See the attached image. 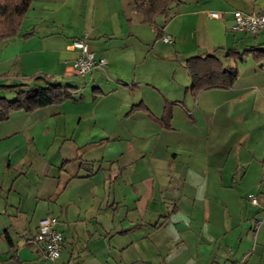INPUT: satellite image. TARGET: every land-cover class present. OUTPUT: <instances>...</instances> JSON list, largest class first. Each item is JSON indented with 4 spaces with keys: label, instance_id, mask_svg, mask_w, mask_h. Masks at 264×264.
Instances as JSON below:
<instances>
[{
    "label": "crops",
    "instance_id": "obj_1",
    "mask_svg": "<svg viewBox=\"0 0 264 264\" xmlns=\"http://www.w3.org/2000/svg\"><path fill=\"white\" fill-rule=\"evenodd\" d=\"M262 10L181 0L143 23L134 0H33L0 42V85L83 89L0 123V264H264V30H229L233 12ZM82 37L104 72L67 73ZM191 57L235 67L234 86L193 96ZM46 217L62 234L55 261L33 242Z\"/></svg>",
    "mask_w": 264,
    "mask_h": 264
},
{
    "label": "trees",
    "instance_id": "obj_2",
    "mask_svg": "<svg viewBox=\"0 0 264 264\" xmlns=\"http://www.w3.org/2000/svg\"><path fill=\"white\" fill-rule=\"evenodd\" d=\"M33 0H0V42L14 38ZM181 0H134L136 12L143 23H153L157 16H166L172 4ZM156 37L161 38L160 28H155ZM252 51L238 54L232 52L233 61H243ZM184 68L191 79L190 92L193 96L211 89H229L234 86L238 72L235 67L223 66L214 57H191L185 60ZM42 85L24 89V84L0 85V123L12 114L29 113L36 109L60 104L70 97V86L60 85L52 78L33 77L27 80ZM11 98V99H10ZM140 109L135 106L130 112Z\"/></svg>",
    "mask_w": 264,
    "mask_h": 264
},
{
    "label": "built area",
    "instance_id": "obj_3",
    "mask_svg": "<svg viewBox=\"0 0 264 264\" xmlns=\"http://www.w3.org/2000/svg\"><path fill=\"white\" fill-rule=\"evenodd\" d=\"M210 18L223 19L221 13L210 12ZM232 33H241L250 36H256L259 32L264 30V10L253 13H242L239 11L233 12V20L229 27ZM161 42L169 44L172 42L168 36L161 37ZM68 48L78 52L77 58L67 68V73L70 75L83 77L94 69L104 72L106 67V59L101 57L95 58L94 52L90 49L86 38L82 37L73 40ZM249 201L252 205L256 206L255 198L249 196ZM262 224V221L257 220L253 224V232ZM56 220L53 217H46L38 221L33 242L41 245L44 252V259L46 261H55L60 257L62 246V234L55 228Z\"/></svg>",
    "mask_w": 264,
    "mask_h": 264
},
{
    "label": "rangeland",
    "instance_id": "obj_4",
    "mask_svg": "<svg viewBox=\"0 0 264 264\" xmlns=\"http://www.w3.org/2000/svg\"><path fill=\"white\" fill-rule=\"evenodd\" d=\"M74 81H78V79L77 80H73V82H72V80H71V82H70V84H66L67 83V81H58L57 83L58 84H60V85H69V86H73L74 84H78V87H79V89L80 90H82L83 88H82V82H80V81H78L77 83L75 82L74 83ZM72 90V89H71ZM88 91V90H87ZM11 99V98H10Z\"/></svg>",
    "mask_w": 264,
    "mask_h": 264
}]
</instances>
